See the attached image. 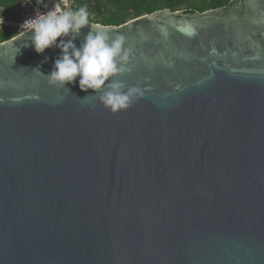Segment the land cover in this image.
Wrapping results in <instances>:
<instances>
[{
	"label": "water",
	"instance_id": "obj_1",
	"mask_svg": "<svg viewBox=\"0 0 264 264\" xmlns=\"http://www.w3.org/2000/svg\"><path fill=\"white\" fill-rule=\"evenodd\" d=\"M105 27L144 89L116 114L0 42V264H264V0Z\"/></svg>",
	"mask_w": 264,
	"mask_h": 264
},
{
	"label": "clouds",
	"instance_id": "obj_2",
	"mask_svg": "<svg viewBox=\"0 0 264 264\" xmlns=\"http://www.w3.org/2000/svg\"><path fill=\"white\" fill-rule=\"evenodd\" d=\"M86 26L89 31L77 46L75 41ZM19 28L31 34L25 47L30 45L37 55L50 48L59 50L52 71L46 76L50 86L70 93L65 85H71L78 77L80 91L92 93L79 100L95 97L111 114L128 109L143 97L142 87L128 86L117 78L129 71L131 50L125 47V37L110 35L105 26L91 22L86 5L76 9L55 5L46 12H35Z\"/></svg>",
	"mask_w": 264,
	"mask_h": 264
},
{
	"label": "trees",
	"instance_id": "obj_3",
	"mask_svg": "<svg viewBox=\"0 0 264 264\" xmlns=\"http://www.w3.org/2000/svg\"><path fill=\"white\" fill-rule=\"evenodd\" d=\"M22 0H0V8L6 16H13ZM76 9L87 6L90 21L103 26H119L125 22L150 15L161 10L203 12L225 6L229 0H59ZM19 32L15 28H0V42L6 41Z\"/></svg>",
	"mask_w": 264,
	"mask_h": 264
},
{
	"label": "built area",
	"instance_id": "obj_4",
	"mask_svg": "<svg viewBox=\"0 0 264 264\" xmlns=\"http://www.w3.org/2000/svg\"><path fill=\"white\" fill-rule=\"evenodd\" d=\"M55 5H59L62 8L68 7L67 2H60L59 0H22L19 4V8L15 11L13 16H6L3 14L0 8V28H15L17 31L23 32L19 26L25 19L35 15V12H46Z\"/></svg>",
	"mask_w": 264,
	"mask_h": 264
}]
</instances>
